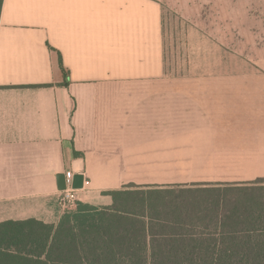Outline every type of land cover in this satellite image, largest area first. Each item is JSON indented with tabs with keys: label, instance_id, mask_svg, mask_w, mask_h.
I'll list each match as a JSON object with an SVG mask.
<instances>
[{
	"label": "crops",
	"instance_id": "0c3cea01",
	"mask_svg": "<svg viewBox=\"0 0 264 264\" xmlns=\"http://www.w3.org/2000/svg\"><path fill=\"white\" fill-rule=\"evenodd\" d=\"M1 1L0 224L57 226L60 174L96 209L108 192L264 188V86H171V0Z\"/></svg>",
	"mask_w": 264,
	"mask_h": 264
},
{
	"label": "trees",
	"instance_id": "16d2710c",
	"mask_svg": "<svg viewBox=\"0 0 264 264\" xmlns=\"http://www.w3.org/2000/svg\"><path fill=\"white\" fill-rule=\"evenodd\" d=\"M255 191L264 188L108 192L111 207L78 204L57 226L0 224V264H264Z\"/></svg>",
	"mask_w": 264,
	"mask_h": 264
},
{
	"label": "rangeland",
	"instance_id": "374dc122",
	"mask_svg": "<svg viewBox=\"0 0 264 264\" xmlns=\"http://www.w3.org/2000/svg\"><path fill=\"white\" fill-rule=\"evenodd\" d=\"M163 22L171 86H264V76L252 74L264 72V0H171ZM77 209L76 201L64 214Z\"/></svg>",
	"mask_w": 264,
	"mask_h": 264
},
{
	"label": "built area",
	"instance_id": "2783aa9c",
	"mask_svg": "<svg viewBox=\"0 0 264 264\" xmlns=\"http://www.w3.org/2000/svg\"><path fill=\"white\" fill-rule=\"evenodd\" d=\"M65 179H66V189L61 193V206L65 209H68L70 207H72L76 201V192L77 190H74L72 188V179H73V175L71 174H67L65 175Z\"/></svg>",
	"mask_w": 264,
	"mask_h": 264
},
{
	"label": "water",
	"instance_id": "95a60500",
	"mask_svg": "<svg viewBox=\"0 0 264 264\" xmlns=\"http://www.w3.org/2000/svg\"><path fill=\"white\" fill-rule=\"evenodd\" d=\"M64 174L56 176V185L59 192H62L66 189V179ZM84 185V177L82 175H73L72 179V188L74 190H80Z\"/></svg>",
	"mask_w": 264,
	"mask_h": 264
}]
</instances>
